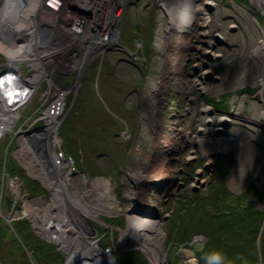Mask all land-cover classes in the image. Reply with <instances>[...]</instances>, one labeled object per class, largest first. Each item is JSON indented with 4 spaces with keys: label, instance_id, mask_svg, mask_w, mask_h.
<instances>
[{
    "label": "rangeland",
    "instance_id": "1",
    "mask_svg": "<svg viewBox=\"0 0 264 264\" xmlns=\"http://www.w3.org/2000/svg\"><path fill=\"white\" fill-rule=\"evenodd\" d=\"M131 1L127 0L125 14L117 22L122 32L120 39L129 36L132 27L133 34L138 27L142 30L151 27L153 40L149 54L142 53L145 39L142 32L138 34L136 31L138 37L134 41L127 38L129 49L120 50L116 45L109 53L96 56L80 79L79 88L73 87L69 93L55 88L51 91L53 95H49L53 86H50L47 77L43 78L17 125L29 126L38 115L32 110L38 106L40 117L43 113L41 105L55 101H51L54 92L66 93L62 100V112L54 117L60 120V125L49 136L51 155H56L59 149L64 150L65 138L61 129L67 127L77 143L80 164L89 165L91 169L85 170L81 165L79 168L105 179L97 190L106 196L103 202H99V209L88 214L101 216L103 224H99L98 230L104 245L97 238L90 239L88 243L100 247L108 258L112 253L115 258L114 262L111 260L113 264H157L152 253H145L147 250L141 239L132 237L127 231L125 212L131 201L143 203L149 197L150 188L145 186L146 179L167 177L171 182L159 189L155 196L159 206V200L166 204L165 208L158 207L166 213V255L173 264H184L187 255L198 264L196 254L205 242L204 235L199 242L189 244L192 237L180 242L170 239L174 208L178 210L183 194L184 198L195 194L205 197L216 183L225 182L234 194L241 193L250 184H256L264 195V130L253 109L264 104V94L257 83L262 74L263 58L252 53L260 35V27L253 18L256 17L264 26V10L257 8L253 0H205L213 4L206 5L201 16L207 20L204 26L206 32L215 38V57L206 58L195 47L200 41L189 24L186 33L179 31L180 20L169 24L166 29L163 19H170L167 7L161 20L160 3L151 0V7L146 8V0L138 4ZM64 15H67V10ZM138 38L143 39L142 48L137 46ZM3 57L9 62V57ZM16 64L21 70L29 68L27 62ZM202 69L209 72L201 76ZM69 78L76 79L74 76ZM69 84L77 85V79L66 86L69 87ZM79 99L80 102L86 100L87 113L84 109H81L84 114L76 110ZM221 115L231 117L232 121L217 129ZM102 119L109 130L102 128ZM21 130L23 128H16L15 132L7 134L8 140L12 138L14 144L9 156L20 164L24 159L28 160L19 154L21 149H24L25 157L28 154L22 143ZM89 141L92 142L88 145ZM165 143L168 145L164 146ZM85 144L90 146L89 149ZM5 148V141H1L0 157L4 155L2 150L5 151ZM69 155L75 158L70 152ZM54 160L52 155L53 163ZM21 169L47 188L42 182L45 178L38 177L23 166ZM63 169L64 166L56 167L57 175H63ZM160 173L164 175L159 177ZM108 180L112 189L106 193L103 188ZM60 182L65 183L63 180ZM82 182L75 180L78 186ZM8 185L5 181L4 189ZM11 191L12 188L8 191V199L12 198V201L0 200V232L6 240L14 243L16 239L20 245L14 222L16 218L21 220V216L14 211L13 205L19 209L28 204L33 207L36 202L25 201L21 194L13 197L9 195ZM112 198L117 202L111 201ZM263 203L264 197L258 206L264 214ZM93 206L92 200L88 199L81 209ZM74 208H77L78 214L81 213L79 206ZM118 236L126 243L115 248ZM111 241H114L112 247L107 243ZM59 249L68 261L69 255L64 253V247V251ZM129 254L135 255L138 262H131L133 258L129 261ZM30 263L32 261L29 262L26 254L25 264ZM0 264H3L1 255Z\"/></svg>",
    "mask_w": 264,
    "mask_h": 264
},
{
    "label": "bare ground",
    "instance_id": "2",
    "mask_svg": "<svg viewBox=\"0 0 264 264\" xmlns=\"http://www.w3.org/2000/svg\"><path fill=\"white\" fill-rule=\"evenodd\" d=\"M43 1L44 0H0V47L3 50L10 52L13 57H16L17 53H25L20 49V47L17 49V44L23 41V39L22 36L18 37L19 32L14 29L11 34V21L21 24L24 23L23 20L25 19V23H27V27L30 29H35V27L38 26V28L41 29V27L45 28L47 26L45 29L42 28L43 34H40L38 37L41 39V42L51 44L52 47L49 48V55L46 57V60L41 58L37 59L38 65L39 68L43 70V73H47L49 77L50 86H53V89H50V91L55 90V88H59V90L69 93L73 87H75V89L79 88L80 84L78 83L87 72V69L95 56L101 51L106 52V54L109 53L112 46H121L125 36L123 39H120L122 32H120V27L118 26L119 24L113 22L114 25H112L111 21L106 22V16L103 19H100L96 18L94 15V13L98 11L97 9L100 8L98 6L99 4H103L101 8L109 7V5H105V2L108 0H67L65 10L71 9L74 11L75 15L73 22L80 25L78 28L77 26L72 25V20L70 21L67 17L63 18V15L46 14L44 12ZM135 1L137 4L139 3L137 0ZM163 1L164 0H160V2ZM174 1H177L178 3L169 2L167 6V10L169 9L168 15L170 16V19H163L166 23V29H168L169 24L174 23L177 20L179 22L180 20V25H178L180 26L179 31H184L186 33V26L189 24L190 28L194 30V35L200 41L199 45L195 46L197 47L198 52L206 58L210 56L215 57V52H213L215 47V38L206 32L204 26L207 20L205 19V16H201V14L205 13V6L212 5L213 2L205 0ZM122 2L124 4L125 0ZM155 2L159 3L158 0H155ZM253 2L257 8L264 10V0H253ZM56 5L59 4L56 2ZM167 10L165 9L164 11L167 12ZM161 14L164 15L163 11ZM83 17H88L92 23L84 22ZM253 20L260 27L259 42L253 48L252 53L255 56H261L263 58L262 74L257 80V83L260 85V92L264 94V26L256 17H254ZM40 21L44 22L43 25H38ZM88 24H92L91 26L93 27H90ZM81 25L86 26L88 30H84ZM81 29L83 32H81ZM131 29H133V27ZM115 31H117V33H113ZM6 35H9L10 41L7 39ZM12 36L14 38H12ZM92 38H95V42H92ZM138 39V47L142 48L143 39ZM208 72V69H202L200 74L201 76H204ZM72 76L77 79V85L69 84V87H67V83H74V80L76 82V79L69 78ZM39 79L40 76H35L34 82ZM66 93L63 95L61 93L55 94L57 96H61V100H63L66 97ZM253 109H255L254 112L257 117L256 120L264 130V104L254 106ZM230 121H232L231 117L221 115L216 128L222 129L223 126ZM59 125L60 120H55L49 117L46 119V124H44L41 129L38 131L31 130V132H29L24 139H22V143L23 146H26L25 148L28 151L27 156H30L28 157V161L32 163V165L35 164V156L37 163L42 167L41 169L52 178L48 182L50 185H53L51 190H58L59 194L66 199V197L70 194L74 196V193L68 188V184L60 183L62 177L57 175V166L51 161L52 155L50 152V145L52 143H50L49 136L54 133L55 128ZM0 132H2L1 129ZM167 145V143L164 144V146ZM19 154L25 158L24 149H21ZM25 163H27V161ZM163 173H160L161 176ZM40 177L46 179L44 175H40ZM105 188L108 190L111 189L110 182L105 183ZM62 200L64 201V199ZM67 203L70 207L68 211H70L71 214H75L76 209L70 204V202ZM262 208H264V203L262 204ZM93 215L97 216V213H94ZM147 218L148 214L146 215V211H141L138 215H136V217L133 216L131 222L133 229L139 230L142 226H145L147 224ZM86 222V218H83L81 215H77V223L76 225H73L76 226L74 230L81 229V231H90L91 229L88 225H86ZM69 227L71 226L69 225L68 228ZM66 228V224H64L62 226V230H66ZM72 230L73 229H71V231ZM129 231L134 233L132 228H130ZM134 235L140 238L142 242L146 239L145 236H137L136 233ZM118 245H120V241L115 243V246ZM92 249H90V251L82 250L84 251L82 254L75 256L71 252V264H113L111 261L113 259V255L109 254L108 258L104 254L103 250L95 245H93ZM107 260L109 262H107ZM161 260L164 262V257H162ZM184 264H195V260L187 255L185 256Z\"/></svg>",
    "mask_w": 264,
    "mask_h": 264
},
{
    "label": "trees",
    "instance_id": "3",
    "mask_svg": "<svg viewBox=\"0 0 264 264\" xmlns=\"http://www.w3.org/2000/svg\"><path fill=\"white\" fill-rule=\"evenodd\" d=\"M132 31L133 29L123 41L127 42V38L134 41L138 37L137 35L142 32L141 34L145 39L142 53L145 52L148 55L153 40L152 28L142 30L141 27H138L135 29L134 34ZM136 31H138V34ZM86 89L88 88L86 87ZM85 103L86 100L80 102L79 99L76 103V110L84 109L87 113L88 109ZM82 114H84L83 111ZM102 124V128H105L104 131L109 130L103 119ZM61 131L65 138L66 151L75 155L79 166L81 165L83 169H91L89 165L80 164L81 155L78 153L77 143L71 136L72 131L69 134V128L67 127L62 128ZM92 141L87 144L89 145ZM87 144L85 145L89 149L90 146ZM88 149L86 151H89ZM9 167H15L12 160L9 162ZM27 184L33 193L44 190L37 181L29 179ZM184 197L183 195V198L181 197L179 200V208L171 226L170 234L172 235H170V239L175 238L180 242L191 238L195 232L205 233L208 239L205 246L197 251L198 264H206L205 255L213 251L222 254L224 257L223 264H264V231L261 237L260 250L258 248V234L263 220V213L258 209V204L264 195L257 185L250 184L241 193L234 194L230 192L225 182H218L213 186L211 193L205 197L197 194L190 198ZM14 227L21 242L33 251L37 263L65 264L63 255L53 245L35 235L27 220H17L14 222ZM130 254L128 256L129 261H131L130 258H133L131 262H138L136 256H130ZM0 255L3 264H25L26 257L22 244L18 245L16 239L14 243L6 240L1 232Z\"/></svg>",
    "mask_w": 264,
    "mask_h": 264
},
{
    "label": "built area",
    "instance_id": "4",
    "mask_svg": "<svg viewBox=\"0 0 264 264\" xmlns=\"http://www.w3.org/2000/svg\"><path fill=\"white\" fill-rule=\"evenodd\" d=\"M66 1L67 0H44L43 1L44 12L46 14H50V15H63V18L64 17L69 18L70 21L72 20L71 21L72 25L77 26V28H78L80 25L73 22L74 21V15H75L73 10L67 9V15H64V11L66 8L65 5L67 3ZM122 1L123 0H112V1L108 0L105 2V5H109V7H103V8H101V6L103 4H99L98 6L100 8L97 7L98 11L95 12L94 15L96 16V18H100V19H103L106 16L107 17L106 22L111 21L112 25H114L113 22H116V24H117V22L120 20V18L125 13L127 0H125L124 4ZM56 2L59 5H56ZM160 5H162L161 7H163L164 2H161ZM162 11L164 13L163 9H161V13H162ZM162 17H163V14H161V18ZM83 20H84V22L92 23V21L90 19H88V17L87 18L83 17ZM23 22L24 23H21L17 26L12 27L11 34L13 32V29H14L17 32H19L18 37L22 36L23 41H21L19 44H17V49H19V47H20V49L22 51H24L25 53H23V52L17 53V56L13 57V58H14L15 65H16V62H27L29 68H26L25 70H20V74L12 73L11 75H8V76L11 77L10 82H13V84L16 85L15 89H16L17 93L13 92V94L17 95L16 97H18V98L20 97V95H25L23 97V99L21 100L22 102H25L28 99V97H30V94L33 93L36 90V88L39 87V84L43 78L47 77L48 81H49V77H48L47 73H43V70H41L39 68L37 59L41 58L43 60L44 59L46 60V57L49 55V48H51L52 45L41 42V39H39V37H38L40 34H43V29H45L47 26L45 28L41 27V29L38 28L39 26L35 27V29H30L27 27V23H25V20ZM43 23L44 22L40 21V23L38 25H43ZM47 23H45V24H47ZM91 25H89V26L93 27ZM81 26L84 30H88L86 26H84V25H81ZM81 32H83L82 29H81ZM113 33H117V31H115ZM6 37L10 41L9 35H6ZM12 38H14V37L12 36ZM95 38H92L93 39L92 42H95ZM113 47L114 46H112L111 50H113ZM104 53H105L104 51H101L96 56H101ZM37 75L40 76V79H39V84L35 85L34 80H35V76H37ZM19 76H20V80H21L22 84L20 83L18 85L17 81H19V79H18ZM2 78H3V81H4V79L6 80V76H3ZM4 91H5V94L7 96H10V93H11L10 87L5 89ZM48 94L53 95V93L50 94L49 92H48ZM53 100H55V101H53ZM51 101H53L52 104H49V105H47L46 103L42 104L41 107H42L43 113L40 115V117L36 118V119H43L45 124H46V119H48L49 117L54 119V117L58 116L63 109V101L61 100V96H57L54 93V96L52 97ZM47 109H49V111ZM1 117L2 116H1V112H0V119L3 118V117L2 118ZM52 155H53V160L55 158L54 164L57 167L58 166H64L63 175L67 171L72 170L74 168L72 159L68 158V156H66L62 152L61 149L56 151V155H55V153H53ZM56 172H57V170H56ZM63 175H62V173H60L59 176L63 178ZM48 177H50V176L48 175ZM15 183L19 185L17 180L15 181ZM16 184H15V187H16ZM12 186H14V185H12ZM52 227H51V234H52V236L56 237L57 236L56 235L57 227L56 226H52Z\"/></svg>",
    "mask_w": 264,
    "mask_h": 264
},
{
    "label": "clouds",
    "instance_id": "5",
    "mask_svg": "<svg viewBox=\"0 0 264 264\" xmlns=\"http://www.w3.org/2000/svg\"><path fill=\"white\" fill-rule=\"evenodd\" d=\"M206 264H223L224 257L221 253L213 251L204 257Z\"/></svg>",
    "mask_w": 264,
    "mask_h": 264
},
{
    "label": "snow or ice",
    "instance_id": "6",
    "mask_svg": "<svg viewBox=\"0 0 264 264\" xmlns=\"http://www.w3.org/2000/svg\"><path fill=\"white\" fill-rule=\"evenodd\" d=\"M8 79H11V77H9ZM10 95H11V93H10Z\"/></svg>",
    "mask_w": 264,
    "mask_h": 264
}]
</instances>
